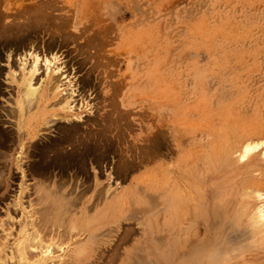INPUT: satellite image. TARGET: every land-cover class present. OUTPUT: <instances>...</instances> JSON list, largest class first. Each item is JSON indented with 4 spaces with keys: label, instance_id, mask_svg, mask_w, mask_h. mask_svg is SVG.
Segmentation results:
<instances>
[{
    "label": "rangeland",
    "instance_id": "rangeland-1",
    "mask_svg": "<svg viewBox=\"0 0 264 264\" xmlns=\"http://www.w3.org/2000/svg\"><path fill=\"white\" fill-rule=\"evenodd\" d=\"M31 46L63 58L85 121L63 122L57 91L39 100L51 86L41 67L37 102L26 108L41 123L27 143L13 105L23 73L5 54ZM20 142L28 149L21 163ZM122 190L128 196H116ZM259 205L264 0H0V264L42 257L30 238L26 258L17 250L28 220L49 238V264H206L199 251L208 242L217 264H264V235L249 228Z\"/></svg>",
    "mask_w": 264,
    "mask_h": 264
},
{
    "label": "bare ground",
    "instance_id": "bare-ground-1",
    "mask_svg": "<svg viewBox=\"0 0 264 264\" xmlns=\"http://www.w3.org/2000/svg\"><path fill=\"white\" fill-rule=\"evenodd\" d=\"M19 2V1H18ZM51 3V2H50ZM18 4V3H17ZM37 4V3H36ZM33 5V4H32ZM41 5V4H40ZM39 5V6H40ZM46 5V4H45ZM31 6V5H30ZM39 6L37 5L36 7L39 8ZM16 7V6H15ZM33 7V6H32ZM35 7V8H36ZM21 8V7H20ZM42 8V7H41ZM12 9V8H11ZM16 10V9H15ZM33 10V9H32ZM31 10V11H32ZM30 11V10H29ZM38 11H41L38 9ZM42 12V11H41ZM40 12V13H41ZM46 12V10H45ZM44 12V13H45ZM27 13V12H26ZM30 13V12H29ZM37 13V11L35 12ZM43 13V12H42ZM15 14V13H14ZM24 14V13H23ZM31 15H33V13L31 12L30 13ZM28 14V15H30ZM19 15V14H18ZM22 15V14H21ZM27 15V17H28ZM35 15V14H34ZM40 15V14H39ZM46 15V14H43V16ZM25 16V14H24ZM23 16V17H24ZM42 16V14H41ZM20 19V17H19ZM22 19V18H21ZM35 19V18H34ZM33 19V20H34ZM45 20V18H43ZM13 20V19H12ZM18 20V19H17ZM31 20V19H30ZM36 20H39L40 19H37ZM19 21V20H18ZM26 21V20H25ZM38 21V22H39ZM60 21V20H59ZM24 22V21H23ZM27 22V21H26ZM34 22V21H33ZM35 23V22H34ZM41 23V22H40ZM4 24V23H2ZM12 24V22H11ZM18 24V23H17ZM37 24V22H36ZM7 25V24H6ZM27 25V24H26ZM25 25V26H26ZM23 26V25H22ZM3 27V26H2ZM20 27V25H19ZM22 29V28H21ZM58 30V29H57ZM22 32V31H21ZM58 32V31H57ZM102 32V31H101ZM10 33V32H9ZM19 34V33H18ZM101 35V34H100ZM28 42V41H27ZM31 44V43H30ZM33 44V43H32ZM34 45V44H33ZM30 46V45H29ZM42 46V45H41ZM13 48V47H11ZM42 49V48H41ZM6 55V62L8 63L7 66L8 68H10L12 70V62H17L18 63V66H19V69L20 71H22L23 75H22V80H23V89L20 91L19 93V96H17L15 99H14V102H13V105L15 107V112L17 114V130L18 131H22V133L26 136L25 138V141H27V143H31V139L35 138L38 136V132L39 130H35L38 125H40V121H39V112H36L35 110V113H30V111H27L26 112V108L32 104L33 101H36V98H37V95L39 94V91L41 90L40 89V86L37 85L36 83H33L32 82V79L34 76H38L37 74L39 73L41 67H44L45 68V72H43V76L45 79H49L50 80V83L49 85L51 84V86H48V89H49V92L50 94H54L57 92H59V94L61 95V97L65 100V106L62 108V110L66 111L67 113L69 114H65V116H63V122L67 123V124H78V123H83L85 121L84 116L77 112V104L79 103L76 99L77 95L79 94H76V90L78 89L77 87V83H73V82H70L67 80V75H66V70H65V62H63V58L61 57H56L54 54L51 53L50 54H46L45 50H41V51H38L36 50V48H34L33 46L29 47L28 50L24 51V52H21V53H14L12 52L11 50L8 51L7 50V53L5 54ZM31 64L29 65V67H25L26 66V63L28 60H31ZM27 69V70H26ZM15 76V75H14ZM16 77V76H15ZM57 78L59 77V81L54 85V83H52V79L53 78ZM35 78V77H34ZM34 81V80H33ZM33 84L39 86V87H33ZM46 90V88H45ZM57 94V93H56ZM40 97V96H39ZM38 97V98H39ZM37 102V101H36ZM34 106V104H33ZM36 106V105H35ZM38 107V105L36 106ZM41 113V112H40ZM116 113V112H115ZM59 116V115H58ZM53 118V117H52ZM61 120V119H60ZM35 123V129H31V125L32 123ZM62 122V121H60ZM91 124V123H90ZM34 126V125H33ZM85 126V125H84ZM114 126V125H113ZM49 128V126L47 127ZM35 130V131H34ZM116 130V129H115ZM19 132V133H20ZM46 132V131H45ZM76 136V135H75ZM24 137V136H23ZM100 138V137H99ZM93 142V141H92ZM26 143V144H27ZM20 150L23 149V152H19L18 153V158H20V160H15V161H19L20 163L22 162V155H25V159L27 158V151L28 149L25 148L24 146V143L20 142ZM28 147V146H27ZM80 147V146H79ZM69 148V147H68ZM238 146L236 145L234 149H232V153L239 150L237 149ZM234 150V151H233ZM248 147L244 146L242 148V154H241V158L245 159L246 157V154L248 153ZM17 155V154H16ZM50 155V154H49ZM14 156V155H13ZM13 159V158H12ZM36 160V159H35ZM9 161V160H8ZM92 173H93V179H94V185H95V188H97L96 191V197L98 198L100 193L98 190L99 189V185H98V181H97V170L95 168H92ZM64 179V178H63ZM57 188V187H56ZM42 196V194H40ZM37 198V197H36ZM43 199V198H42ZM88 203V200H86L85 202L82 203V207L80 209V215L81 217H83L86 213H87V209L88 207L86 206V204ZM17 207V206H16ZM244 208V207H243ZM247 209V208H246ZM245 209V210H246ZM248 211V209L246 210ZM245 211V212H246ZM39 212V210H38ZM242 212V211H241ZM240 212V213H241ZM244 212V211H243ZM244 212V213H245ZM49 213V212H48ZM52 212L49 213V215H51ZM40 214V213H39ZM55 214V213H54ZM248 215V214H247ZM245 215V216H247ZM34 216V214L32 215ZM45 216V215H44ZM60 214L59 213H56V215L50 217V218H47L46 219V222L47 224L49 225V227L47 226V229L49 230L50 227H54L59 221H60ZM238 215H236V218H237ZM42 217V216H41ZM49 217V216H48ZM193 217V216H192ZM28 218V217H27ZM39 219V218H38ZM43 219V218H42ZM41 219V220H42ZM252 220V218H250ZM26 220V219H25ZM39 222V221H38ZM247 222V221H246ZM251 222V221H250ZM37 223V222H35ZM45 223V222H43ZM114 223V222H113ZM247 224V223H246ZM36 224H34L33 221L31 220H28V222H26L25 224L22 225L21 229L19 230L18 232V237L21 238V240L19 241L18 243V248L17 250L21 253L22 256H24V251H26V240L28 238H30V245L29 248L31 249L32 252H35L37 253L38 251L37 250H40V249H43V252L41 253L42 257H40V259L35 262L34 264H49L45 262V260L47 259H52L54 257V253L52 252V248H51V245H43L42 244V240L45 239V238H41V236L39 235V231H37V228L35 226ZM44 225V224H42ZM116 225V224H115ZM39 227V226H38ZM44 227V226H43ZM60 228V227H59ZM88 228V227H86ZM100 228V227H99ZM99 228L96 226V228L94 227L93 229H89V234L91 235V237L93 236V234L95 235L97 232H99ZM196 228V227H195ZM249 228H252V233L254 235H259V234H263L264 235V209H263V206L262 205H259V206H256L255 210H254V215H253V221H252V226L249 227ZM40 229V227H39ZM46 229V228H45ZM46 230V231H48ZM55 230V229H54ZM53 230V232H54ZM57 230V229H56ZM55 230V231H56ZM188 230H189V227L186 229L185 228V231L183 232V240L186 241V237H187V233H188ZM49 232H51V229L49 230ZM52 234L54 235L55 233ZM46 235H48L47 237H49V233L47 234L45 232ZM59 234H60V231H59ZM63 234V233H62ZM251 234V233H250ZM171 235V234H169ZM262 235V236H263ZM68 236V234L66 235ZM261 236V238H262ZM45 237V236H44ZM55 237V235H54ZM53 237V239H54ZM60 237V236H59ZM63 237V236H62ZM169 237V236H168ZM264 237V236H263ZM197 238V237H196ZM47 239V238H46ZM45 239V240H46ZM49 239V238H48ZM47 239V240H48ZM60 239V238H59ZM258 239V238H256ZM29 240V239H28ZM45 240H43L45 242ZM173 240V239H172ZM168 241V240H167ZM195 241V240H194ZM60 242V241H59ZM97 242V241H95ZM191 242V241H190ZM200 242V241H199ZM58 243V242H57ZM189 243V242H188ZM25 244V245H24ZM211 244V245H210ZM219 244V243H218ZM217 244V245H218ZM2 245V244H1ZM58 245V244H57ZM115 245V244H114ZM113 245V246H114ZM198 245V244H196ZM27 246V247H28ZM182 246V245H181ZM215 243H210L208 242L207 243V249H204V248H201V250L199 251V258L201 259H206L207 260V263L206 264H217L218 262V257L217 259H215L214 255L213 254V257L211 255V252L212 250L215 248ZM1 247V246H0ZM3 247V246H2ZM98 247V246H97ZM189 247V246H187ZM206 248V247H205ZM1 249V248H0ZM5 249V248H4ZM116 249V248H115ZM115 249H112L113 251H115ZM168 252H170V254H172V252L174 251V247L172 246V243L170 242V240L168 241ZM193 250V248L191 249ZM190 250V251H191ZM1 251H4V250H1ZM92 251V250H91ZM183 252V250H181ZM72 252V250H71ZM117 252V250H116ZM28 253V252H27ZM75 253V252H74ZM31 254V253H30ZM29 254V255H30ZM69 254V253H68ZM91 254V253H90ZM114 254V252H113ZM117 255V253H115ZM114 254V255H115ZM198 254V253H197ZM25 255H28V254H25ZM37 255V254H35ZM87 256V255H86ZM111 256L113 255H110V260H114L115 259V256L114 258L112 257L111 259ZM187 256V255H185ZM197 256V255H196ZM26 258V256H24ZM36 257V256H35ZM69 257V256H68ZM31 258V257H30ZM34 258V256H33ZM127 258V257H126ZM24 259V258H23ZM89 259V258H88ZM25 260V259H24ZM30 260V259H29ZM222 260V259H221ZM202 261V260H201ZM222 262V261H221ZM223 263H225L223 261ZM27 264V263H25ZM109 264V263H108ZM134 264V263H132Z\"/></svg>",
    "mask_w": 264,
    "mask_h": 264
},
{
    "label": "crops",
    "instance_id": "crops-1",
    "mask_svg": "<svg viewBox=\"0 0 264 264\" xmlns=\"http://www.w3.org/2000/svg\"><path fill=\"white\" fill-rule=\"evenodd\" d=\"M76 81H77V80L74 79V80H73V83H76ZM76 91H77L76 94L79 93V94L77 95V97L82 96V98H84L83 95L81 94V92H80L79 89H77ZM51 98H52V97H51L50 92L47 91L46 93L42 94V97L39 98V100L42 101V102H45V101H47V100H51ZM84 100H87V99H84ZM40 105H41V106H39V109H38V110H39V111H40V110H44V109H43V108H44L43 104H40ZM42 106H43V107H42ZM41 107H42V108H41ZM124 195L128 196V193L126 192V190H125V191L122 190V191H121V194H118V195H116V196L122 197V196H124ZM126 196H125V197H126ZM119 222H120V220H119ZM119 222H118V226H116V227H119V226H120ZM108 227H110V228H115L114 225H108ZM154 254L156 255V253H154V251H152V252H151V256H154V257H155ZM125 264H128L127 259H125Z\"/></svg>",
    "mask_w": 264,
    "mask_h": 264
}]
</instances>
